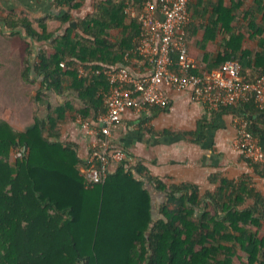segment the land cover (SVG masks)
<instances>
[{
	"label": "trees",
	"instance_id": "1",
	"mask_svg": "<svg viewBox=\"0 0 264 264\" xmlns=\"http://www.w3.org/2000/svg\"><path fill=\"white\" fill-rule=\"evenodd\" d=\"M85 1L58 0L62 13L42 18L9 11V28L51 42L22 71L28 82L39 78V100L44 91L75 96L22 132L0 119V264H264V194L250 175H212L215 189L201 193L193 183L152 177L137 162L128 169L117 164L103 183L87 185L86 160L58 140L59 128L79 118L100 127L109 89L103 71L127 67L138 74L132 59L144 60L136 53L142 26L127 12L138 1L97 0L92 13L75 19L72 11ZM188 6L186 42L197 73L235 60L247 81L264 74V0H189ZM229 109L264 141V112L253 99ZM174 132L190 134L165 131ZM243 158L264 177L263 164ZM136 174L165 193L158 210Z\"/></svg>",
	"mask_w": 264,
	"mask_h": 264
},
{
	"label": "crops",
	"instance_id": "2",
	"mask_svg": "<svg viewBox=\"0 0 264 264\" xmlns=\"http://www.w3.org/2000/svg\"><path fill=\"white\" fill-rule=\"evenodd\" d=\"M96 1L86 0L80 9L72 11L74 18H84L92 13ZM9 11L26 12L34 18H42L46 15L61 14L62 9L58 7V0H0V42H16L15 48L13 46V49L4 50L6 55L2 58L5 68L2 70L3 77H0V119L16 131L22 132L27 130L36 118L45 120L49 107L64 105L72 100L75 94L68 92L59 95L44 91L46 98L39 100V78L28 82L22 77V71L27 59L34 61L39 50L50 48L51 42H35L23 28H9ZM112 33L117 35L118 30ZM202 35L203 33H200L199 38H202ZM220 39V36L217 37L215 42L218 43ZM209 43L213 44V41ZM250 45L255 46V43L250 42ZM209 48L208 51L214 54L215 46ZM199 52L202 57L204 50L199 49ZM132 64L140 75H146L150 71V66L144 61L136 62L132 59ZM13 71L17 83L8 79ZM19 79L23 80V88L24 85L30 87L29 92L17 90L18 84H21ZM5 82L13 86L10 87L12 91L6 92ZM167 92L170 98L167 107L151 108L142 113L127 111L118 123L110 127L112 143L131 154V167L139 162L150 176L164 179L169 184L193 183L199 187L201 193L215 189V184L210 180L212 175L219 174L235 179L246 174L253 178L264 194V177L258 175L234 148L237 118L230 107L210 111L202 103L194 101L189 91L168 88ZM169 130L187 131L190 134H166L165 131ZM59 132L58 140L75 145L79 158L85 161L93 137L86 134L77 120L62 123ZM259 144L264 148V141L261 140ZM116 167L117 164L113 163L111 170ZM136 178L144 181V188L150 192L153 206L158 210L165 199V193L147 181L144 174H136Z\"/></svg>",
	"mask_w": 264,
	"mask_h": 264
},
{
	"label": "built area",
	"instance_id": "3",
	"mask_svg": "<svg viewBox=\"0 0 264 264\" xmlns=\"http://www.w3.org/2000/svg\"><path fill=\"white\" fill-rule=\"evenodd\" d=\"M137 1L127 8V12L142 26L136 39V53L150 66V71L140 75L127 67L104 70L109 89L107 111L97 118L100 127L77 119L86 134L93 137L86 163L81 167L88 186L103 183L113 163L131 167L127 153L113 147L110 127L127 111L142 113L156 106L167 107L170 101L168 88L189 91L194 101L210 111L253 99L264 112V74L254 81H247L235 60H228L222 67L208 73L196 72L198 64L189 53L186 42V27L191 21L189 0ZM173 54L177 55L175 70L172 67ZM236 126L235 150L252 162L264 165V148L249 130L248 120L237 119ZM16 157L21 154L17 153Z\"/></svg>",
	"mask_w": 264,
	"mask_h": 264
},
{
	"label": "rangeland",
	"instance_id": "4",
	"mask_svg": "<svg viewBox=\"0 0 264 264\" xmlns=\"http://www.w3.org/2000/svg\"><path fill=\"white\" fill-rule=\"evenodd\" d=\"M16 44V42H13L12 40H9V41H1L0 42V77H3V69L5 68L4 67V65H3V63H2V61H3V57H5V52H4V50L5 49H13V48H15V45ZM14 46V47H13ZM13 47V48H12ZM5 76V75H4ZM8 79H9V81L10 82H14V83H17V80H15L16 78H15V71H13L12 72V74H10V76L8 77ZM20 80V83L21 84H18V88H17V90H23V91H27V92H29L30 91V87L28 86H25L24 85V88H23V84H22V79H19ZM1 82V81H0ZM6 83V87H7V90H6V92H8V91H12L13 89L12 88H10V87H13L9 82H5ZM3 90H5V89H3ZM23 94H25V92H23ZM28 96V95H27ZM26 96V97H27ZM26 99H28V98H26ZM30 99V98H29ZM22 100H25V99H23L22 98ZM16 156H17V154H15L14 156H13V158H12V161H14L15 160V158H16Z\"/></svg>",
	"mask_w": 264,
	"mask_h": 264
}]
</instances>
